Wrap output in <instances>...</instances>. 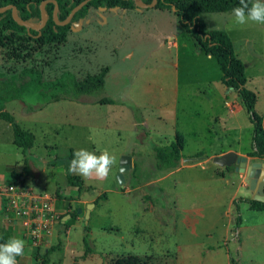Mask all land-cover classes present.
I'll return each instance as SVG.
<instances>
[{
	"label": "rangeland",
	"instance_id": "374dc122",
	"mask_svg": "<svg viewBox=\"0 0 264 264\" xmlns=\"http://www.w3.org/2000/svg\"><path fill=\"white\" fill-rule=\"evenodd\" d=\"M201 19L207 30H223L232 39L246 68V87L257 95L255 113L264 119V24H237L232 13H204ZM32 66L52 81L65 71L79 78L110 71L103 90L49 102L53 89L36 78L20 81ZM222 78L217 61L197 51L175 13L156 8L91 9L61 45L0 48V98L17 97L6 111L36 136L34 149L24 153L13 144L12 127L0 119V150L9 151L1 161L14 164L16 174L29 175L27 185L52 196L60 214L44 247L48 256L33 246L10 211L0 212V240L8 235L25 241L17 264L45 259L47 264H112L124 256L146 264H232V259L264 264V212L241 202L243 221L236 228L234 204L238 199L264 201V181L258 184L264 160L245 156V172L214 163L221 151L250 155L254 147L251 117ZM103 99L111 105L98 103ZM177 135L184 139L189 164L173 173L161 171L155 148L175 142ZM78 149L97 155L107 150L114 157L109 175L85 179L69 172ZM126 154L136 166L125 172L121 185ZM24 161L26 169L17 172ZM69 174L81 177L83 185L72 186ZM105 193L108 199H99ZM74 203L82 213L65 225L70 218L64 222L61 217ZM85 226L91 253L85 249Z\"/></svg>",
	"mask_w": 264,
	"mask_h": 264
},
{
	"label": "trees",
	"instance_id": "16d2710c",
	"mask_svg": "<svg viewBox=\"0 0 264 264\" xmlns=\"http://www.w3.org/2000/svg\"><path fill=\"white\" fill-rule=\"evenodd\" d=\"M49 0H0V8L6 6H15L18 17L33 25H40L42 21L41 5ZM59 7L58 21L64 22L70 12L82 3L84 0H52ZM145 4H150L153 0H140ZM55 2H50L45 6V13L48 22L41 30H35L19 25L12 16V10L5 13H0V48L12 51L15 49H23L32 51V49L61 45L68 39V35L74 23L86 19L91 9H107L118 7L121 10H135V0H92L79 10L72 21L67 25H59L54 20ZM240 0H158L155 7L159 10L173 11L178 17L180 25L186 30L190 38L195 42L197 51L214 58L223 74L222 84L236 91L244 105L247 113L251 117L254 125V151L250 156L264 160V119L255 113L257 103V95L246 87L247 78L245 75V65L237 57L232 39L227 32L223 30H207L201 15L204 13H232L233 8L237 7ZM109 68H103L96 75H87L79 78L71 72L65 71L61 78L57 81L46 80L44 70L38 67L25 68L20 76V81L27 84L29 77L39 79V84H44L48 90L53 89L56 93L50 97L49 102H60L71 100L75 97L83 95L95 94L105 87L106 77L109 73ZM17 97H1L0 98V118L11 124L14 141L17 147L21 148L24 153L31 150L35 146L36 136L33 132L25 130L16 121L15 117L6 111V104ZM98 103L111 104L112 101L103 99ZM184 139L181 135H177L176 141L163 147L155 148L158 168L161 171H169L179 168L183 159ZM73 153V152H71ZM231 167H227L230 169ZM21 175L12 173L9 176V183H22ZM68 181L72 186H76L79 182L82 184V179L79 176H68ZM82 192V190H81ZM99 199L107 200L108 195L102 194ZM241 202L249 205V210L264 212V201L256 199H238L234 201L236 205L237 220L236 228L242 224L240 215ZM97 203V202H96ZM76 207V208H74ZM6 203L2 208V213L6 212ZM67 215H71L65 225L70 224L78 215L77 204L71 205L69 211L61 217L63 220ZM86 236L84 238L85 249L87 253H91L90 248V228L85 226ZM9 236H4L0 240V244L6 243ZM46 255H50V251H46ZM41 264H47V259ZM112 264H146L136 256H124L115 260ZM232 264H238L232 259Z\"/></svg>",
	"mask_w": 264,
	"mask_h": 264
},
{
	"label": "built area",
	"instance_id": "2783aa9c",
	"mask_svg": "<svg viewBox=\"0 0 264 264\" xmlns=\"http://www.w3.org/2000/svg\"><path fill=\"white\" fill-rule=\"evenodd\" d=\"M0 197L5 200L6 210L21 222L33 246L39 249L48 246L60 218L55 199L48 194H37L19 182L0 186Z\"/></svg>",
	"mask_w": 264,
	"mask_h": 264
},
{
	"label": "clouds",
	"instance_id": "9594fccd",
	"mask_svg": "<svg viewBox=\"0 0 264 264\" xmlns=\"http://www.w3.org/2000/svg\"><path fill=\"white\" fill-rule=\"evenodd\" d=\"M235 23L244 25L248 22L264 24V0H240L233 8ZM114 163V157L107 150L99 155L88 149L75 151L69 164V172L85 179L96 177L105 179ZM25 241L18 237H10L6 243L0 244V264H17L16 257L24 254Z\"/></svg>",
	"mask_w": 264,
	"mask_h": 264
},
{
	"label": "water",
	"instance_id": "95a60500",
	"mask_svg": "<svg viewBox=\"0 0 264 264\" xmlns=\"http://www.w3.org/2000/svg\"><path fill=\"white\" fill-rule=\"evenodd\" d=\"M90 1H92V0H84L82 3H80L78 6H76L70 12V14L68 15V17L66 18V20L64 22H59L58 21V9H59V7H58L57 3L55 1H52V0L43 2L42 5H41L42 21H41L40 25H33L31 23H28L26 21L21 20L18 17L17 10H16L15 6L9 5V6L0 8V13H5L8 10H12V16H13L14 20L19 25L24 26V27H28V28H33L35 30H41L42 28H44L46 26V24L48 22L47 15H46V13L44 11L45 10V6L48 3L55 2V4H56L53 16H54V20L57 22V24H59V25H67V24H69L72 21V19L76 15V13L79 10H81L85 5H87ZM135 3H136V6L141 8V9H149V8H155L157 6V4H158V0H153L150 4H145V3L141 2L140 0H135ZM100 10H107V9H100ZM111 10L116 12V11L119 10V8L116 7V8H112ZM248 161H249V159L247 157L239 156L238 154H236L234 152H229L227 154H224L222 156H218V157L214 158V163L215 164H217V165H219L221 167H231L233 165H236L235 170L239 171V172H245ZM132 165H133L132 157L128 156V155H125L122 158L120 173L118 175V179H119V182H120L121 185H123L125 183V175H124L125 172H127L132 167ZM263 181H264V167L261 169V173H260V176L258 178V184L262 183ZM256 200H259V199H256ZM259 201H262V200H259ZM89 206H92V204H90ZM74 208H76V207H74ZM90 212H91L90 210L87 211V216H86L87 219L90 218ZM78 213L81 214L82 210L79 209ZM69 218H71V215H67L63 219V221L65 222Z\"/></svg>",
	"mask_w": 264,
	"mask_h": 264
},
{
	"label": "crops",
	"instance_id": "0c3cea01",
	"mask_svg": "<svg viewBox=\"0 0 264 264\" xmlns=\"http://www.w3.org/2000/svg\"><path fill=\"white\" fill-rule=\"evenodd\" d=\"M100 10V9H99ZM136 10V9H135ZM100 11H102V12H104L105 10H100ZM86 19H88V17L86 18ZM82 20H85V19H82ZM199 52V51H198ZM129 57H131L132 56V54H129L128 55ZM206 56H208V55H206ZM209 58H212L211 56H208ZM222 83V82H221ZM224 86V85H223ZM226 88V87H225ZM228 89V88H227ZM187 96L189 97V94H187ZM107 105H111V104H107ZM1 119V118H0ZM219 123H220V119L219 118H215ZM1 120H3V119H1ZM4 121V120H3ZM6 122V121H5ZM8 127H12L11 126V124H9L8 123ZM26 130V129H25ZM13 135H14V133H13ZM2 137V136H1ZM177 137V136H176ZM13 144L16 146V144H15V141H14V136H13ZM19 148V147H18ZM21 149V148H20ZM32 149H34V147L32 148ZM31 149V150H32ZM253 151H254V147H253ZM252 151V152H253ZM229 152H233V151H231V149L230 150H227V151H221L220 153H217V154H215L213 157H218V156H222V155H224V154H227V153H229ZM6 153H9V151L7 152V151H3V150H0V186H4V185H6V184H8L10 181L8 180L9 179V176H10V174H8L7 175V173L9 172V170L10 171H12V170H14V169H16L15 167H14V164H4L2 161H1V159L3 158V157H5V155H6ZM235 153V152H234ZM19 154V153H18ZM73 154V153H72ZM236 154H238L239 156H242V157H245V156H250V155H248L249 153H242V152H237ZM21 155H23V153H21ZM74 155V154H73ZM126 155H128V156H131L132 157V159H133V165L134 166H136V163H135V158L132 156V155H129V154H126ZM55 162L57 163L58 162V159H57V157L55 158ZM187 164H189V161H186V160H184V156H183V159H182V161H181V164H180V166H179V168H177V169H174V170H169V171H172L171 173H173V172H175V171H180L181 169H183V168H185V167H187ZM26 164H25V161H24V163H23V165H21V166H19V168L16 170L17 172H19L20 171V169L21 168H23V169H26ZM27 166H28V164H27ZM29 170H30V168H29V166H28V170H26V172L29 174ZM129 171V170H128ZM13 173H14V171H12ZM126 177V176H125ZM26 178L28 179L29 178V175H22V177H21V180H22V182H23V185H25V187H27V188H29V189H31V190H33V188L32 187H30V186H28L27 185V183H26ZM125 180H126V178H125ZM127 181V180H126ZM34 191V190H33ZM35 192V191H34ZM36 193V192H35ZM37 194H39V193H37ZM43 195V194H42ZM84 201V200H83ZM80 202L81 201H79V204H80ZM4 203H5V200L3 199V198H1L0 197V212H1V210H2V208H3V206H4ZM1 214V213H0ZM78 219H80V218H78ZM20 222V221H19ZM4 224H6V221L4 222ZM8 236V235H7ZM4 237V236H3ZM17 261L19 260V256L17 257V259H16Z\"/></svg>",
	"mask_w": 264,
	"mask_h": 264
}]
</instances>
